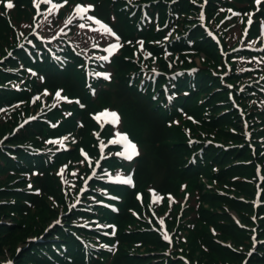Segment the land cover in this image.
I'll return each mask as SVG.
<instances>
[{
    "label": "rangeland",
    "instance_id": "obj_1",
    "mask_svg": "<svg viewBox=\"0 0 264 264\" xmlns=\"http://www.w3.org/2000/svg\"><path fill=\"white\" fill-rule=\"evenodd\" d=\"M19 1H20L19 2L20 5H22L21 7L18 6L19 3L13 4L12 2L13 7L10 9L7 7V4H5L4 1H0V71L1 69H6L8 67H16V61L18 59H20L23 62L30 60L29 55L18 46V43L21 40L23 35H28V37H31L33 32L40 31L41 38L53 39V40L50 43L42 42L40 40H37V41L45 43L48 46V48L56 47L58 49H61L62 51L64 49L69 48L68 43L77 45L78 41L84 38V36L81 33H79L78 30L72 31L70 28H68V26H65L66 30L65 29L61 31L54 30L53 29V26H54L53 19L49 20L48 18H46L44 21L37 20L35 18L36 10L33 7V4L36 3L37 0H19ZM140 1H148V0H140ZM236 1L238 2L239 0H236ZM255 3H256V0H249L245 2L243 1L242 4H244L245 6L240 9L241 13L239 15V18L235 21V23L232 26H230V24L233 23L230 21V18H229V15L231 14L230 12H228L229 14H227V11L225 9L223 11L217 12L216 8H213L212 6L208 5L205 10L209 14V16H207L208 18L202 23V26L213 29L216 23L218 22L217 19L219 20V19L224 18L226 25L230 29V32H229L230 34L226 35L225 40H224V42L227 43L228 46L224 45V47H227L226 49H234L235 55L233 57L236 59L238 66L243 69L244 71L243 75L246 77H259L261 74L264 73V29L261 28L262 22L257 20L259 16H264L263 14L264 4H259L257 8ZM50 9H55V7L50 6ZM181 9H183V11L181 12L183 13V15L180 18L178 25L176 26L172 35L174 36L176 34H185V35L190 36L192 39L191 43L192 44L194 43L192 46L195 47L199 51L198 54L200 55V57H201V54H205L208 56L213 55L214 53L205 52L202 48H199V46L206 48L207 46H201V45L208 43L209 48L207 49H210V50L214 49L216 52L214 43L209 39V37L206 34L204 38L202 37L204 34V31H200L199 27L195 28V25H196L195 22L197 21L196 16L197 15L199 16V14L202 12V7L200 6V0H185L183 4L181 5ZM187 14H189V16ZM233 18L234 16L231 19ZM252 19L254 21H252ZM248 21H249V26L247 25ZM89 22L84 23L83 25L86 26ZM94 23L100 25V23H97L96 21H94ZM75 24H77V22L73 23V20L72 22L69 23L70 26L71 25L74 26ZM56 25H58V23L57 24L55 23V26ZM134 25H135V22L132 24V26ZM245 25H247L246 27H249L247 32H246V29H243ZM78 27H81V26H78ZM134 29L135 28H132L130 31ZM11 31H13L16 35L13 37L12 40L8 39V41H6L4 37H6L7 32H11ZM40 42H37V43L40 44ZM187 46L189 45L187 43H184L183 47H178L176 49V51H179L181 54H183V55H178L176 59L178 60L181 66H184V67L195 66V63L192 62V59H191V55L195 53L194 49L193 47H187ZM183 49H185V52L187 53L184 54ZM30 51L33 57H37L36 53L32 49ZM40 51L44 52V48H40ZM220 61L221 60L218 59V63H216V66L213 65L214 69L217 66H219V68L222 71H224V67H222ZM75 63L76 61L72 59V66ZM197 67L200 68L201 65L198 64ZM204 67L205 69L209 68L206 65ZM193 79L197 81V77H194ZM201 82H202V86L206 85V82L203 79L201 80ZM217 87H219V82H217V79H213L211 82L210 90H212L213 88H217ZM3 93H6V91L0 90V99L3 96ZM94 94H96V92H94ZM52 100L53 99L51 98L49 94L47 97H44V101L43 100L40 101L41 106L40 105L39 107L27 106L26 108H24L25 110L24 112L14 107L10 111L9 120L6 121L7 123L5 124L3 123L2 124L3 126L0 127V139L4 137L5 135H7V137L3 138L2 141L0 142V148L6 145L7 143L9 147H14L15 142H21L26 139H28L27 141H30L32 143L35 142V138H33L34 132H33L32 126L26 127V125H20V126H16L13 129L16 123L21 119L22 114H27V112L33 113L35 111L45 112L48 109H52L51 111H48L47 113H51V115L54 116V118H56L57 115L60 116L61 114H65V113H69L70 111H73V106L65 103L66 98L65 100H63V97H60V99L57 100L60 102L55 103V106L53 105V103L50 102ZM110 106L113 108L117 107L121 109L120 106H118L117 104H110ZM20 107L22 108L23 105L20 104ZM121 111L124 113L125 122H127L126 113L122 109ZM118 116L120 117V114H118ZM185 118L187 117H181V120L185 121L186 120ZM122 120L123 119L121 117V121ZM224 126L225 128L223 129L228 130V131H233L234 129L239 127V126H235L232 120L230 124L226 123ZM71 130H72V133H76L78 131L76 126H74V128ZM64 131H67L65 130V127H64ZM226 136L228 140L233 143H238L240 140L243 139L241 135H237L233 133H227ZM65 137L69 138L68 135H66ZM83 148L86 149L85 147ZM4 149H8L7 146H4ZM94 154L95 153H91L90 155L94 156ZM35 155H38V154H35ZM59 157L60 156H56V159L59 160ZM75 157L77 159L80 158L79 155H76ZM236 157H238V155ZM249 158L250 156H245L244 159H249ZM0 160L3 161L0 164V187L1 186L5 187L3 190H0V217H1L4 214V212L10 207L9 204L5 202L7 199H12L13 196H15L18 201L20 200L25 201V200H29L33 196V194L29 191L30 189H33V188H27V189L25 188L26 182L28 181L26 179H32L33 184H35L37 181L35 180V174L33 172V169L31 168L28 169V168H25L24 166H21L20 163L12 162L11 160L8 159L6 154H4L3 152H0ZM131 167H132V164L126 165L123 169V172H126V173L131 172L132 170ZM250 170L252 172L253 167H251ZM47 173L51 178V183L49 185L50 195L49 194L44 195L42 208L34 209V212L27 213L24 216L22 227L18 230V232H16L12 236H10V238L5 240L8 245V249L5 247L0 248V252L2 251L5 253L8 251L12 253L13 246L15 244H18L23 238L43 232V229L50 224V219L54 216V214L58 216L61 212H65V211H68L69 209H72L73 214L68 219L67 223L69 224L75 223V219H74L75 217H78L79 220L80 219L90 220V216L87 214V212L79 208L78 204L73 207L68 205L64 210H61L58 212L56 211L55 207L59 205V201L55 197H57L58 195L62 193V184L60 182L59 176L56 174L55 167H53L52 170ZM3 174L7 175L6 180L1 179V176ZM17 177H20V178L13 181ZM17 187L22 188V190H15ZM178 189H180L182 193L180 196V200H185L186 203L191 202L192 195L195 194L192 191L191 185H186L182 187L180 184H177L176 190ZM238 190L244 192L248 199L253 198V193L249 191L248 189L246 190L238 189ZM84 194H85L84 192L81 193V196L84 197ZM229 194H231L233 197H237V195L233 192H229ZM164 206L165 204L162 207ZM225 206H226L227 212H229L230 214H234V216H239L238 212L234 213L235 212L234 208H230L228 204H226ZM244 206L245 205H241V210H244ZM203 207L206 209L210 208L209 205L207 204H204ZM141 216H142V213H139L138 211L136 214L130 215L134 223H139V224H133L132 227L142 228V227L150 226L149 220L145 218L143 220H139ZM4 217H7V214L4 215L3 218ZM241 220L244 226L249 227L251 225L250 223L251 221H249L248 219L241 218ZM118 227L119 225H117L115 232L112 233V229L107 228L105 226L104 230L105 231L107 230V233L109 235H112V236L107 235V238L111 237V239H113L116 237L119 240ZM151 229H153V226L151 227ZM3 231L5 232V229H3L1 232ZM62 232L63 231H60V229L54 230V232H52V234L49 236V240L45 242L42 250L39 252L31 251L29 253L30 254L29 256L31 258H38L40 256L47 255L48 257L51 258L53 256V250H52L53 243L50 242V240L54 239V237L57 236L55 233H57L60 236V238L68 241V243L71 245L73 249L72 255L76 259L81 260L82 264H96L93 260L90 259L89 254L85 253V254L79 255L75 251V248L73 246L74 243L71 241V238L66 236ZM147 233H151L159 238L158 233L154 230H148L144 234H147ZM124 234H126L127 236L131 235L128 232ZM219 236H222V233L221 234L218 233L217 235H215V237L217 238ZM248 238L249 236H247L246 239ZM102 239L107 240L106 238H102ZM246 239L242 238L243 241ZM220 240L226 244H234L232 243L230 239H220ZM128 245L129 247L127 250L129 252H134V251L141 252L144 250V248L140 247V244H134V243L129 244L128 243ZM136 248H141L142 250H136ZM166 248L172 249V247L170 246H167ZM243 251L244 250H240V251L233 252V253L231 252L230 254L231 256L226 259L227 261L226 264H235L236 262H238L235 260H237V258L240 255H243L241 254ZM101 255L102 256H101L100 264H111L112 256L110 252L109 253L105 252ZM94 259H97V258L94 257ZM204 261L205 260H202L200 263L202 264ZM27 264H31V263H27ZM196 264H199L197 260H196Z\"/></svg>",
    "mask_w": 264,
    "mask_h": 264
},
{
    "label": "trees",
    "instance_id": "obj_2",
    "mask_svg": "<svg viewBox=\"0 0 264 264\" xmlns=\"http://www.w3.org/2000/svg\"><path fill=\"white\" fill-rule=\"evenodd\" d=\"M94 1L98 4L97 14L106 19L108 11L112 8L110 6L111 0ZM182 4L183 2L178 4L181 12L183 11V9H181ZM162 12H164V8ZM129 21L126 14L123 12L118 13V20L114 27L123 39L129 37L124 31V25L128 26ZM150 34L152 35V33ZM4 39L8 41L9 38L6 36ZM201 46H207L206 48L199 46V48H202L205 52L212 53L210 49H207L209 48L208 43ZM124 55L128 56L131 54L126 51ZM123 56L115 60L117 68L116 82L111 97L119 104L121 103L125 108L129 130L132 135L140 141L144 148L143 154L138 159L136 167L135 178L138 186H144L145 183L151 182L154 179H159V190L162 192H173L177 180L193 177L194 179L191 183H195L197 179L200 180L204 177H209V175L212 174L209 165L206 164L204 167L203 165H199L198 167L189 166L188 162L184 160L182 156L183 153L179 150V147L173 148L175 136H173L172 130L166 126L162 111L154 108L155 104H153L148 97L141 96L135 85L128 84L126 74L129 70L133 69V64L128 59L125 60ZM209 57L208 59L206 58L207 61L204 64L211 65V61H216L214 54ZM45 74L47 87L53 89L62 85L67 92L80 97L86 103V110L84 112L86 126L81 131L84 132L88 141H90L91 137L88 136V130L93 125L88 119L87 112L93 110L94 106L89 100H86L85 91L82 86L83 77L79 75V72H76L71 65H69L66 71H47ZM206 74H209V71ZM199 79H203L205 82L207 81L204 74L201 75ZM200 93L202 92L197 94ZM188 98L185 99V105L189 104L186 110L200 119V123H203V128L210 126L211 129H214L221 124L231 123V120H227L224 123L220 121L213 122L212 118L202 117V107H197L195 102H193L191 106L189 103L190 101H187ZM110 100L108 92H102L99 96L100 104H103V102L108 103ZM218 133L221 136L225 135L222 129H220ZM179 142L182 143L183 139H180ZM227 161H230V159L221 160V162ZM248 169L249 168L246 167H240L239 169L238 167H232L226 171L219 170L216 178L219 183L226 182L227 177L235 174H245ZM207 182L210 183L211 180L207 178ZM204 185L205 183H202V185L199 186L202 187ZM238 187L240 188L241 186ZM201 201L202 204L199 209L185 211L181 219H179L180 224L182 222L184 228L187 223H194V229L188 230L184 242L179 240L175 242L177 247L182 249V253L190 258L191 261L197 260L199 264H201L200 262L202 260H205L202 264H226V259L231 256V251L213 242L208 226L214 225L216 228L218 227L222 233V236H220L221 239H230L234 244L240 243L241 239L245 236V232L237 229L225 209L221 206L222 203L228 204L230 208H234L235 212H238L239 215H241L239 211L247 210V206L245 205L244 210H241V203L222 200L215 194L214 190L204 192L201 195ZM204 204L209 205L210 208H204ZM38 206L41 207L42 204L38 203ZM127 208H135L139 211L137 204L132 198V192H130L129 199L124 203L123 213L120 216H114L119 225V245L111 260V264H182L175 256H165V244L157 236L151 233L144 234L146 231H143L141 228L125 230V228H127L126 224L134 223L130 214L127 212ZM217 220L227 221L229 223L219 225L217 224ZM167 222L170 228L176 223L175 218L171 221L167 219ZM126 232L131 235L127 236L124 234ZM128 243L140 244V247L144 248V250L141 252H129L127 250L129 247ZM204 245L209 248V251H205L201 248V246ZM141 248H136V250H142ZM1 254H3L2 251L0 252V255ZM239 258L240 257L235 261H239ZM78 261L80 262V260ZM254 263L264 264V256L257 257ZM72 264L79 263L74 261Z\"/></svg>",
    "mask_w": 264,
    "mask_h": 264
},
{
    "label": "snow or ice",
    "instance_id": "obj_3",
    "mask_svg": "<svg viewBox=\"0 0 264 264\" xmlns=\"http://www.w3.org/2000/svg\"><path fill=\"white\" fill-rule=\"evenodd\" d=\"M43 2H44V3H51L52 0H43ZM65 2H66V0H65ZM257 2H260V0H257ZM36 6L39 7L38 4H37ZM7 7L10 9V8L13 7V4H12V3H8V4H7ZM54 7H55V5H54ZM90 7H91V6H88V7L77 6V8H76V12H77L78 15H80V18H81V19L84 18L83 14L86 13L87 11H89V8H90ZM49 11L51 12L52 9H49ZM89 19H92V17H89ZM97 23H99V21H97ZM81 27H84V25H81ZM105 31L110 33V32H111V29H109V28H107V27L105 26ZM105 59H106V58H105ZM98 75H99V74H98ZM105 78H108V77L105 76ZM111 116H112L114 119L118 120V117L116 116L115 113H111ZM125 147H126V149H127V151H128V155H127L126 158L131 159L132 155H136V154H137V153H136V149H135V145H134V144L128 143V144H126ZM123 182H124V183H131L130 179H129V180H124ZM160 223L163 224V221H161ZM164 239H165V240H168L169 237H168L167 235H165V236H164Z\"/></svg>",
    "mask_w": 264,
    "mask_h": 264
}]
</instances>
